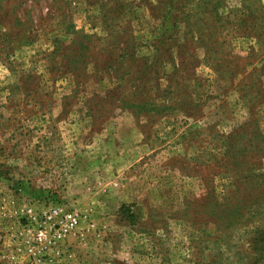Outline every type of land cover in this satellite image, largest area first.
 I'll use <instances>...</instances> for the list:
<instances>
[{
	"label": "rangeland",
	"instance_id": "374dc122",
	"mask_svg": "<svg viewBox=\"0 0 264 264\" xmlns=\"http://www.w3.org/2000/svg\"><path fill=\"white\" fill-rule=\"evenodd\" d=\"M260 229L264 0H0V264H263Z\"/></svg>",
	"mask_w": 264,
	"mask_h": 264
},
{
	"label": "built area",
	"instance_id": "2783aa9c",
	"mask_svg": "<svg viewBox=\"0 0 264 264\" xmlns=\"http://www.w3.org/2000/svg\"><path fill=\"white\" fill-rule=\"evenodd\" d=\"M80 222L81 216L78 212L54 208L51 213L46 215L43 228L37 231L36 241L40 242L42 248H46L49 244L55 243L72 233ZM49 230L50 233H48ZM37 250L36 245L27 247V251L31 255H35ZM27 264H38V262L35 260Z\"/></svg>",
	"mask_w": 264,
	"mask_h": 264
},
{
	"label": "trees",
	"instance_id": "16d2710c",
	"mask_svg": "<svg viewBox=\"0 0 264 264\" xmlns=\"http://www.w3.org/2000/svg\"><path fill=\"white\" fill-rule=\"evenodd\" d=\"M258 232H259L260 236L261 237L263 236V237L259 242L260 246L258 245L256 248H254V250L257 254L260 255L259 258H260V260H263V264H264V230L260 229Z\"/></svg>",
	"mask_w": 264,
	"mask_h": 264
}]
</instances>
